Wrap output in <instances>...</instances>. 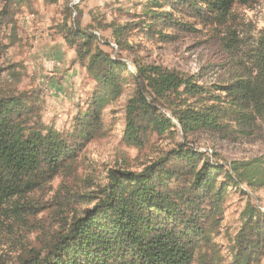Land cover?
I'll use <instances>...</instances> for the list:
<instances>
[{
    "label": "trees",
    "instance_id": "obj_1",
    "mask_svg": "<svg viewBox=\"0 0 264 264\" xmlns=\"http://www.w3.org/2000/svg\"><path fill=\"white\" fill-rule=\"evenodd\" d=\"M7 1L0 0V52L3 30L15 25L20 7L28 3ZM255 1L147 0L140 35L170 44L176 41L173 33L194 31L192 25L225 26L235 5ZM130 30L117 27L113 33L120 51L131 49L124 38ZM59 34L75 48L94 90L69 133L43 122L38 97L0 95V205L52 190L60 177L56 210L62 215L78 205L84 197L77 191L80 154L86 144L104 136V110L128 84L136 90L125 110L124 142L139 150L151 147L156 137L181 136L183 142L141 172H110L92 209L55 237L23 248L10 264H261L264 210L255 205L248 203L243 212L229 260L215 242L223 229L228 188L263 184L257 161L234 162L226 170L192 150L187 137L221 132L233 123L264 126V31L250 43L240 42L245 71L217 93L199 85L194 75L140 60L132 61L129 71L127 62L100 48L98 36L82 30L76 20L64 21ZM235 42L231 30L222 37L230 52L239 51Z\"/></svg>",
    "mask_w": 264,
    "mask_h": 264
},
{
    "label": "rangeland",
    "instance_id": "obj_2",
    "mask_svg": "<svg viewBox=\"0 0 264 264\" xmlns=\"http://www.w3.org/2000/svg\"><path fill=\"white\" fill-rule=\"evenodd\" d=\"M146 2L59 0L48 4L44 0H28L24 4L27 6L20 7L15 25L6 27L1 35L4 49L0 52V95L16 93L30 99L38 97L43 122L61 133L72 132L74 119L86 109L95 82L77 61L75 48L59 34V26L64 21L76 20L82 30L95 33L99 47L121 57L129 65V71L131 62L140 60L194 75L199 85L216 93L245 71L246 58L239 48L240 42L250 43L264 31V0H256L246 6L235 5L225 26L192 25L194 31L175 32L176 41L167 44L140 35L139 25L145 21L143 7ZM117 27H130L124 38L131 49L120 51L116 47L113 33ZM229 30L235 34L239 51L230 52L222 45V37ZM135 90L133 84H128L125 93L105 108L104 136L83 148L78 163L80 182L77 191L84 197L69 213L60 215L54 202L61 177L51 184L52 190L48 188L30 194L23 201L13 200L0 205V262L10 264L23 248L55 237L72 219L92 209L99 196L98 189L108 183L110 172H141L177 143L183 142L181 136L176 139L156 137L151 147L144 150L124 142L125 110ZM187 145L226 170H230L234 162L257 161L255 166L259 167L264 179L263 125L233 123L221 132L203 131L189 135ZM197 167L201 168V162H197ZM248 203L261 212L264 210V182L255 187L243 183L240 187L228 188L223 229L215 240L227 260ZM261 264H264V258Z\"/></svg>",
    "mask_w": 264,
    "mask_h": 264
},
{
    "label": "water",
    "instance_id": "obj_3",
    "mask_svg": "<svg viewBox=\"0 0 264 264\" xmlns=\"http://www.w3.org/2000/svg\"><path fill=\"white\" fill-rule=\"evenodd\" d=\"M200 163V162H199Z\"/></svg>",
    "mask_w": 264,
    "mask_h": 264
}]
</instances>
